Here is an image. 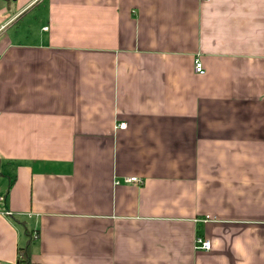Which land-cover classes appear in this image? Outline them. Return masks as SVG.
I'll list each match as a JSON object with an SVG mask.
<instances>
[{
	"label": "crops",
	"instance_id": "0c3cea01",
	"mask_svg": "<svg viewBox=\"0 0 264 264\" xmlns=\"http://www.w3.org/2000/svg\"><path fill=\"white\" fill-rule=\"evenodd\" d=\"M0 195V264H264V0H0Z\"/></svg>",
	"mask_w": 264,
	"mask_h": 264
},
{
	"label": "built area",
	"instance_id": "2783aa9c",
	"mask_svg": "<svg viewBox=\"0 0 264 264\" xmlns=\"http://www.w3.org/2000/svg\"><path fill=\"white\" fill-rule=\"evenodd\" d=\"M37 1V0H34ZM194 63V70L198 73H203L204 69H203V65L202 62L200 61L199 57L196 56L193 60ZM126 126L125 122H119L116 127H120V128H124ZM123 181L125 182H137V183H141L142 182V178H139L137 176H127L123 178ZM118 182V181H116ZM0 199H2V196L0 195ZM210 247V242L208 239H204L202 237L196 236L195 240H194V248L196 249H206L208 250Z\"/></svg>",
	"mask_w": 264,
	"mask_h": 264
},
{
	"label": "trees",
	"instance_id": "16d2710c",
	"mask_svg": "<svg viewBox=\"0 0 264 264\" xmlns=\"http://www.w3.org/2000/svg\"><path fill=\"white\" fill-rule=\"evenodd\" d=\"M25 234L27 236V241L24 246L19 248L17 261L19 264H36L32 262V260L30 259V251H29L30 249L29 244L33 240L35 235H32V230L29 229L25 230Z\"/></svg>",
	"mask_w": 264,
	"mask_h": 264
},
{
	"label": "rangeland",
	"instance_id": "374dc122",
	"mask_svg": "<svg viewBox=\"0 0 264 264\" xmlns=\"http://www.w3.org/2000/svg\"><path fill=\"white\" fill-rule=\"evenodd\" d=\"M10 3H12L13 2V0H8Z\"/></svg>",
	"mask_w": 264,
	"mask_h": 264
}]
</instances>
